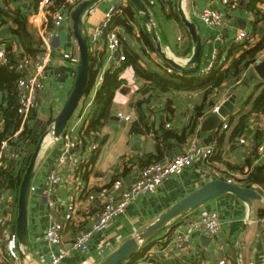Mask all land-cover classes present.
<instances>
[{"label": "crops", "instance_id": "0c3cea01", "mask_svg": "<svg viewBox=\"0 0 264 264\" xmlns=\"http://www.w3.org/2000/svg\"><path fill=\"white\" fill-rule=\"evenodd\" d=\"M0 1L3 9L21 8L28 16L33 12L31 2L34 0H5V3ZM143 1L152 12L164 50L168 56L178 58L183 64L191 57L194 44L188 29L181 22L179 8L182 7L186 16L198 26L204 45L200 69L197 71L200 74L208 73L216 63L226 69L235 57L256 45L264 35V18L248 12L242 0H164L167 1L165 5L160 0H155L153 5L150 4L151 0ZM208 5L226 12L223 28L207 26L199 17L198 12ZM114 6L133 8L128 0H102L84 18L89 38L105 13ZM258 7L264 14V1ZM135 13L134 22L128 20L134 25V32L127 34L123 29L119 30L124 33L123 39L127 44L142 49L143 41L136 40V34L142 28L146 27L148 30V26L142 22L136 11ZM175 13L178 19L171 16ZM29 23L37 30L38 27L31 23L30 18ZM6 27L11 28V33L0 40L6 39L8 46L19 52L20 47L12 36L11 25L0 27V31ZM242 30H246L250 38L245 42H236V36ZM219 34L223 36V40L218 38ZM185 42L188 43L185 45ZM186 49L187 54L184 53ZM216 51L221 56H218L217 62H213ZM90 52L94 56L99 55L100 59L95 66L96 69L100 68L99 74L93 89L86 92L80 100L65 130V134H69L72 140L80 141L77 149L72 152L80 156L83 163L74 177L67 178L66 169L59 164L64 136L55 139L48 135L36 164L28 203L31 243L28 256L29 259H35V264H45L52 253L59 252L60 245L49 244L45 239L48 227L56 222L66 225L63 232L64 244L70 249V254L61 264H104L127 240L136 237L183 198L213 181L206 176L209 167L218 168L232 177L234 184L261 188L245 176L251 168L264 166V113L252 111L255 98L264 89V79L253 76L254 66L244 70L238 82L226 84L220 95L215 97L218 98L216 107L232 94H237L239 100L233 112L222 119L220 128L209 133L212 134V140L207 145L200 127L205 117L216 112V107L212 111L209 108L204 110L203 116L195 122L196 126L191 127L196 108L204 100V89L165 93L154 87L151 81L139 76L132 66L123 67L122 63L121 78L124 83L115 92L110 119L101 131L83 145L81 139L86 137L85 130L95 114L96 96L103 84L104 75L119 68L117 64L121 54L119 52L116 57L115 53H111L104 37ZM260 55L264 56V51L257 58ZM78 56L79 47L69 18L54 38L45 91L39 98L37 108L30 115L27 126L29 133L20 145L21 156L18 163L11 167L19 168L30 153L32 139L38 141L43 132L52 128L53 119L62 110L74 86ZM140 63L151 69L166 65L157 52H148ZM99 77L102 80L97 86ZM14 88L16 90V83ZM0 93L3 94L2 91ZM120 114H130L132 118L126 121ZM247 114L250 116L244 131H238L241 117ZM1 115L0 110V131L4 123ZM113 116L119 117L120 121L114 120ZM224 125L228 127L225 128ZM183 134L186 138L179 139ZM193 141L214 148L210 162L198 160L191 168L165 180L156 192L141 194L124 214L116 216L104 231L96 232L92 236L86 253L72 248L71 243L76 234L83 228L89 229L97 219L108 194L120 195L138 177L146 162L172 159L185 153ZM260 147L262 150H259ZM53 172L59 173L65 180L52 186L49 179ZM50 187L54 191L52 199L57 202L55 207H51L46 198L45 192ZM262 209L264 198L253 200L251 205L231 193L212 198L184 218L175 220L142 251L123 264H264V234L259 223ZM14 210L11 206L7 213L13 235L16 234L17 215ZM212 211L219 214L220 233L209 237L196 230L183 249L177 248L172 240L186 229L190 220ZM209 238L210 243L207 242ZM1 243L0 239V245ZM10 243V249H3V254L10 251L16 263H23L16 236ZM26 261L30 263L29 260Z\"/></svg>", "mask_w": 264, "mask_h": 264}, {"label": "built area", "instance_id": "2783aa9c", "mask_svg": "<svg viewBox=\"0 0 264 264\" xmlns=\"http://www.w3.org/2000/svg\"><path fill=\"white\" fill-rule=\"evenodd\" d=\"M54 1L55 0H37V11L32 12L28 16L31 23L38 27V34L42 40V52L37 59L25 56L19 62L13 64L8 42L0 40V65L10 66L20 73L16 81L19 127L13 138H0V169L11 167L12 165L16 166L18 163L19 157L21 156V143L12 144V141H17L19 139L20 135L28 126L32 111L38 106L39 98L45 91L47 69L51 62L53 41L56 33L64 22L70 18L71 11L81 0H63L64 3L62 7L52 12L49 8ZM150 4H155V0H151ZM121 12L122 6H114L105 13L104 18L94 28L93 34L89 38L90 51L93 47H96L99 40L104 36L107 37L108 47L111 53L122 51V42L118 36V29H112L106 33L112 18L117 13ZM198 15L207 26L217 28H223L225 26L227 18L226 12L212 5L204 7L198 12ZM249 35L250 34L246 30H242L236 36L235 41L245 42L249 40ZM140 37V33H137L136 40H139ZM218 38L223 40L221 34H219ZM263 57V55H260L254 65L260 63ZM217 58L218 54L216 51L213 54V62H215ZM124 59V54H120L117 67H121ZM212 68L213 67H211L210 70ZM168 72H172V68L169 67ZM101 80L102 77H99L96 83L97 86L100 84ZM217 109L218 107H216L214 111H217ZM120 116L126 121L132 118L130 114H120ZM224 127L227 128L228 126L224 125ZM63 136L65 141L63 152L59 158V164L66 169L67 178L71 179L77 174L80 165L83 163L80 156L71 152V150L77 149L80 141L72 140L69 134L64 133ZM259 150H262V147H260ZM213 152V147L193 141L185 153L178 154L172 159L153 162L142 168L138 177L127 189L123 190L120 195L115 196L108 194L106 196L102 210L97 219L94 220L89 229L76 234L71 243L72 248L81 253H86L92 236L96 232L104 231L116 216L124 214L127 208L135 202L141 194L156 192L157 188L162 185L165 180L172 175L180 174L187 168H191L198 160L210 162ZM206 176L213 181L224 180L228 183H235L232 177L225 175L223 171L215 167H209L206 171ZM49 180L53 186V184L63 182L65 178L59 173L53 172ZM53 193L52 187L45 192L51 207H55L57 204V202L52 199ZM13 199L14 197L9 190H0V226L6 240L15 239L7 215L13 204ZM259 223L264 234V216L259 218ZM65 226L64 223L56 222L48 227L45 234L46 241L52 245H60V249L58 253H52L50 255V260L45 262V264H61L62 260L70 254V249L66 248L64 244L63 232ZM196 230L203 232L209 237L217 236L220 233L219 214L212 211L202 214L197 219H191L186 229L178 235L175 240H172V242L175 243L177 248L183 249L190 242L191 236ZM1 241L3 242L2 239ZM3 253L4 251L0 249V254L4 258H9L12 260L13 264H18L12 258L10 251L5 254ZM42 260L45 261L44 256H42Z\"/></svg>", "mask_w": 264, "mask_h": 264}, {"label": "trees", "instance_id": "16d2710c", "mask_svg": "<svg viewBox=\"0 0 264 264\" xmlns=\"http://www.w3.org/2000/svg\"><path fill=\"white\" fill-rule=\"evenodd\" d=\"M165 3L167 1L160 0ZM244 3V8L248 12L254 13L256 16L264 18V14L259 10L258 4L264 0H242ZM63 0H55L54 3L50 6L49 10L54 12L57 11L63 5ZM31 8L33 12L37 11V1L31 2ZM172 9V6H171ZM173 11V10H172ZM135 11L131 6L122 7V12L117 13L111 20L108 30L109 32L112 29H118V36L122 42V51L121 54H124L125 59L123 60V67L132 66L136 73L144 79H147L152 82L153 86L159 89L162 92L170 91H197L204 89L203 93V102L200 106L196 108V115L193 118L191 127L196 126V121L199 117L203 116L204 110L209 108L211 111L217 106L218 98L220 93L224 90L225 85L228 83H236L240 80L241 74L244 70L253 66L257 60V56L264 51V35L261 40L254 46H251L245 50L241 55L235 57L231 64L226 68L222 69L218 63L214 64V67L209 70L208 73L200 74L198 72L184 75L181 74L178 70L172 69V72H168L169 66L166 64L164 66H157L158 69H151L143 67L140 63L142 57L148 55V52H156V47L153 39L151 38L147 28H142L140 31V39L143 41V48H133L125 42L123 39V34L120 32L119 28L127 34H132L134 32V25L131 24L128 20L134 22L135 20ZM174 18L178 19V15L175 13L171 15ZM11 21V22H10ZM4 25H11L12 27V36L16 39L20 51H14L13 48H9V52L12 56V63H17L25 56H29L33 59L37 57L42 52V40L38 34V31L33 28L28 19V14L23 12L21 8H16L14 10L3 9L1 7L0 1V27ZM107 39L106 36H104ZM6 39L2 40L5 41ZM242 46L244 44H238ZM147 53V54H146ZM185 54L188 53V49L184 51ZM218 56H221L219 54ZM99 55L94 56L90 52V72H89V82L86 92H90L96 82V78L99 74L100 68H95L98 62ZM218 59V58H217ZM217 62V61H216ZM123 67H119L116 70H111L104 75L103 84L98 90L96 96V110L93 118L89 122L85 135L82 137L83 145L90 140L94 134L104 127V125L110 119L111 106L115 92L122 86L124 80L121 78V71ZM156 67V68H157ZM20 76V73L12 70L10 66L0 65V92L4 94L2 103L0 104V110L2 111V120H3V129L0 131V138L10 139L13 138L15 132L19 127V118H18V97L16 90L14 88L15 83ZM252 111L255 113H264V89L260 94L255 98L253 102ZM250 114L243 115L238 123L237 130L244 131ZM133 131H136L133 129ZM29 133L28 128L20 135L17 141H12V144L23 143L26 135ZM169 134V133H167ZM167 134L165 136H167ZM175 134V133H174ZM185 134L179 137V139L184 140ZM33 140V148L30 150L27 158H25L24 163L17 167H7L0 169V190H9L13 193V205L12 207L17 210L18 207V193L20 183L22 181L23 174L28 165L30 156L35 149L37 144L36 139ZM161 160H154L146 162L143 165V168L153 162ZM249 163L251 161H248ZM225 174V173H224ZM226 175V174H225ZM246 179L251 180L253 183L260 185L261 189L264 192V166L251 168L250 171L245 173ZM260 217L264 216V209L260 210ZM1 228V226H0ZM87 229L83 228L80 232H83ZM1 232V229H0ZM79 232V233H80ZM0 264H13L12 260L9 258H4L0 254Z\"/></svg>", "mask_w": 264, "mask_h": 264}, {"label": "water", "instance_id": "95a60500", "mask_svg": "<svg viewBox=\"0 0 264 264\" xmlns=\"http://www.w3.org/2000/svg\"><path fill=\"white\" fill-rule=\"evenodd\" d=\"M101 1L102 0H81L70 13L72 33L79 47L74 86L62 110L53 119L52 128L41 134L35 149L30 156L19 187L15 236L23 264H35V259H29L28 256L31 252L28 230V203L32 181L35 176L36 164L43 148L45 138L48 135H51L55 139H59L63 136L70 119L74 115L80 103V100L87 91L90 72V47L89 35L86 31L84 18ZM128 1L133 6L134 10L139 14L142 22L148 26L149 34L155 43L156 52L170 68L178 70L184 75L195 73L200 69V63L204 53L202 37L199 33L198 26L186 16L182 7L179 8L180 19L184 26L188 29L194 44L193 53L184 64L180 62L178 58L168 56L164 50L152 12L146 3L143 0ZM3 3H5V0H3ZM10 33V27L4 28L0 31V39L8 37ZM187 43L188 42H185V45ZM118 55L119 52H115V56L117 57ZM253 76L264 79V60L254 65ZM2 99L3 94L0 93V104L2 103ZM238 100L239 96L237 94H232L220 106H218V109L214 114H210L202 120L200 132L207 145H209L212 140V134L209 133L214 130L217 131L220 128L222 119H225L233 112L235 104ZM112 118L120 121L117 116H113ZM205 135H207V137H205ZM226 193L234 194L237 198L249 205L252 204L253 200H261L264 198V192L261 188L240 186L238 184L228 183L224 180H214L208 182L203 187L192 192L168 211L163 213L158 220L145 228L136 237L127 240L118 250L107 258L104 264H123L127 259L142 251L148 243L162 234L175 220L184 218L188 215V213L208 202L210 199ZM90 227L91 226H89V228ZM210 241V238L207 239V242L210 243ZM26 260H29L30 263H27Z\"/></svg>", "mask_w": 264, "mask_h": 264}, {"label": "rangeland", "instance_id": "374dc122", "mask_svg": "<svg viewBox=\"0 0 264 264\" xmlns=\"http://www.w3.org/2000/svg\"><path fill=\"white\" fill-rule=\"evenodd\" d=\"M101 5V4H100ZM33 148V146H32ZM31 148V149H32ZM34 151V150H33ZM17 212V210H14ZM1 229V228H0ZM0 238L3 240V242L1 243L0 245V249L3 250V249H10V242H12L13 240H6L5 237L3 236V232H2V229H1V232H0ZM20 264H23L22 262H20Z\"/></svg>", "mask_w": 264, "mask_h": 264}]
</instances>
